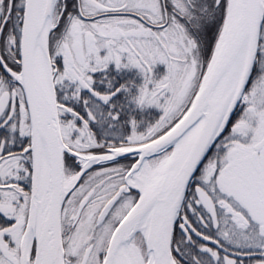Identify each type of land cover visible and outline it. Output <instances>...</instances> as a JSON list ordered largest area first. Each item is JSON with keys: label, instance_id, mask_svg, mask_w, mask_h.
Wrapping results in <instances>:
<instances>
[{"label": "snow or ice", "instance_id": "snow-or-ice-1", "mask_svg": "<svg viewBox=\"0 0 264 264\" xmlns=\"http://www.w3.org/2000/svg\"><path fill=\"white\" fill-rule=\"evenodd\" d=\"M0 264H264V0H0Z\"/></svg>", "mask_w": 264, "mask_h": 264}, {"label": "trees", "instance_id": "trees-1", "mask_svg": "<svg viewBox=\"0 0 264 264\" xmlns=\"http://www.w3.org/2000/svg\"><path fill=\"white\" fill-rule=\"evenodd\" d=\"M157 67H158L157 65L154 67L153 73H154L155 78L159 79V78H162L166 74L167 69L165 65L160 64L161 72L160 71L158 72ZM159 111H160L159 109H155V108L149 109L147 116L149 115V113L153 115H158Z\"/></svg>", "mask_w": 264, "mask_h": 264}, {"label": "flooded vegetation", "instance_id": "flooded-vegetation-1", "mask_svg": "<svg viewBox=\"0 0 264 264\" xmlns=\"http://www.w3.org/2000/svg\"><path fill=\"white\" fill-rule=\"evenodd\" d=\"M157 66H158V67H157V71H158V72H159V71L161 72L160 64H158ZM133 71H138V70H133ZM145 115L147 116V113H145Z\"/></svg>", "mask_w": 264, "mask_h": 264}]
</instances>
